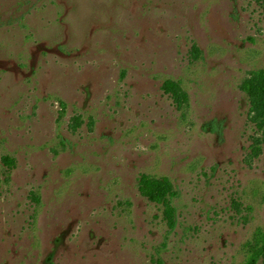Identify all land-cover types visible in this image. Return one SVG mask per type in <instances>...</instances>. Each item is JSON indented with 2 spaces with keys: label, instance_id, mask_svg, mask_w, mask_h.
Instances as JSON below:
<instances>
[{
  "label": "rangeland",
  "instance_id": "rangeland-1",
  "mask_svg": "<svg viewBox=\"0 0 264 264\" xmlns=\"http://www.w3.org/2000/svg\"><path fill=\"white\" fill-rule=\"evenodd\" d=\"M262 69L264 0H0V264H244Z\"/></svg>",
  "mask_w": 264,
  "mask_h": 264
},
{
  "label": "trees",
  "instance_id": "trees-1",
  "mask_svg": "<svg viewBox=\"0 0 264 264\" xmlns=\"http://www.w3.org/2000/svg\"><path fill=\"white\" fill-rule=\"evenodd\" d=\"M194 51L199 52L198 48H194ZM253 74L252 78L244 80L242 89L249 95L253 110L263 117L264 69L256 71ZM246 247L248 249V256L244 264H258L264 258V231H259L255 238L246 244Z\"/></svg>",
  "mask_w": 264,
  "mask_h": 264
}]
</instances>
